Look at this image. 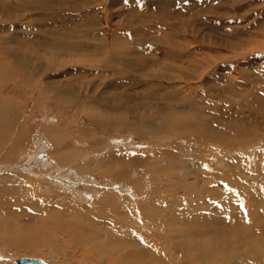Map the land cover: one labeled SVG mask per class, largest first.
<instances>
[{
	"label": "rangeland",
	"instance_id": "rangeland-1",
	"mask_svg": "<svg viewBox=\"0 0 264 264\" xmlns=\"http://www.w3.org/2000/svg\"><path fill=\"white\" fill-rule=\"evenodd\" d=\"M81 1H84V6L86 5L81 9H73V7L79 6L82 2L69 0V6L66 5L62 10L75 15V19L82 16L84 18H80L84 20L83 22L90 21L89 38H84L82 31L80 33L77 30L78 27L56 19L57 12L53 13L50 10L54 7L53 3L56 0H0V25H4L0 27L2 30L8 29L9 26L15 29L14 31L9 28L11 30L3 32L0 28V62L3 61L2 58H8L12 62V65H8L10 62L6 59L5 64L9 66L7 67L9 69L5 70L7 75H0L4 77V80L0 79V97L3 101H9L0 109L3 116L7 117L5 124L7 121L12 122L11 116L19 119L13 130L22 132L20 134L22 141L15 140V135L9 133L12 144L9 148L13 149L16 146L15 143L21 144V142L25 146V141L30 139L28 150L25 151L30 155H24L21 162L32 164L34 156L38 157L39 154L46 162L50 161L48 164L52 165L50 166L52 169L46 170L47 173L50 172L46 175L50 176L57 175L51 170H58L55 159L58 160L61 155L67 154V161L73 160L72 156L76 157V161L74 160L76 163L73 161L72 165L81 166L82 157L89 155L88 161H91L98 153L99 158L102 159L103 154L108 152V156H113L114 159L112 157L109 164H101L100 168L96 165L92 166L91 170L107 171L117 165L116 167L127 172L126 177L130 179L132 177L136 181L133 188L136 199L132 201L135 205L137 204L138 210L151 198L152 188L148 186L149 181L158 182L159 179H156V176L160 177L159 175L162 174L160 173L162 171L158 170H166L168 176L164 179H168L167 183L161 184L164 188L157 185L163 192L157 200L164 204L160 218L178 224L175 228L178 229V233L182 229L183 233L192 235L201 231H216L217 226L211 219L200 218L199 213L202 211V213H208L207 215L214 221L218 219L219 222L225 219L228 221L229 224L226 225L223 234L235 228L244 229L250 225L252 230H259L258 237L264 239V227L262 228L264 204L261 199L263 197H260L262 200L260 202L261 200H257L252 194L256 188L252 187L251 190L248 188L251 181L264 190V0ZM14 2L24 5L36 4L40 8L46 5L49 9L18 12V9L12 6ZM96 24H98L97 30ZM94 30L96 31L93 32ZM3 38L8 42H2L5 41ZM55 41H59L61 47L64 46L63 50L67 44L72 47V44L76 45L75 51L72 47L67 48L70 54L69 61L64 59L66 56H63L64 58L53 56L57 53ZM5 50L8 54L3 53L6 52ZM15 53H21V57L24 58ZM52 57L58 60L54 63L60 64V67L57 66L56 70L50 72L46 66L49 61H52ZM31 58L34 62L30 65ZM22 62H25L24 66ZM18 65H22L25 74L33 76L34 84H39L40 87L48 85L50 90L42 93L22 83L20 73L18 74V71L14 73ZM27 65L30 66V71L33 70L31 73ZM36 66L45 68L43 76L42 70L37 71ZM13 76L20 81L13 79ZM55 86L63 89V92L71 91L69 97L59 96L64 101L63 105L55 103L56 98L51 93ZM167 125H169V134L166 132L165 138L162 130ZM47 126L51 129L45 128ZM119 128L120 131H118ZM179 141L182 145L178 144ZM1 148L2 146L0 151ZM98 150H102L103 154ZM51 152L50 157L48 154ZM157 153H175L176 155L175 159L168 163L163 157L160 160L159 156L154 158L153 156ZM31 154L34 155L33 158ZM150 156L153 159H150ZM15 159L16 157H11L10 162ZM21 162L15 168L20 167L19 169L30 173L37 172L40 175L46 173L42 170L31 171ZM0 163L3 162L0 161ZM179 164L183 168L185 166V169L175 170ZM190 172L197 174L188 175L187 181L197 186L196 188L203 194L199 193V197L197 192L187 193L186 190L176 188L175 183L171 182L177 174L179 176ZM62 174L65 172L60 176ZM27 175L29 174H26L28 179L30 175ZM48 178L50 180V177L45 180L49 181ZM32 179L35 178L31 176L28 179L30 183H34ZM249 179V182L246 181ZM87 181L90 180L87 179ZM49 183L51 187H54L51 180ZM90 183L97 184L95 180H91ZM111 183L107 185L110 186ZM37 185L42 187L35 192L39 194L37 197L39 201L44 198L42 201L45 202L48 197L54 195V191L48 192L46 189L47 184ZM80 186L85 187L83 184ZM122 186V184L116 185L118 190ZM112 191L116 192L113 189ZM170 191L172 194L169 193ZM225 191L232 195L230 199H225L228 198L224 196ZM122 195L127 199V194ZM204 196L212 202L211 205ZM199 201L206 202L203 205ZM197 203L203 207L201 205L198 207ZM221 208L224 211L220 213L218 210ZM190 209L192 213L188 212ZM123 212L124 214L120 215H124V220L129 222L134 232H138L137 235H140L138 239L143 237L150 248L163 250L165 244L161 238L166 235V231L158 229L162 225L152 223L153 230L150 228H148L149 231L145 228L140 230L137 227L140 224L144 225L143 219H140L139 223L132 224L130 221L134 213H127L124 209ZM182 212L184 213L181 214ZM139 214L142 218L144 212L140 209ZM175 216L180 218L179 222L176 221L177 218L174 219ZM256 217L260 220L259 222L256 221ZM21 221L25 222L23 218ZM181 222L184 223L185 228L179 224ZM199 223H205V226H199ZM23 224L26 226V223ZM193 224L194 227H191ZM146 225L151 227V223ZM187 227L190 230H187ZM192 228L195 232L191 230ZM259 233L263 235L259 236ZM197 238L205 243H208V240L209 243L213 242L208 235ZM224 240L225 243L229 242L225 244ZM231 240L238 243V245L235 244L237 254L249 253L248 247L243 248L239 245L241 241L238 237L232 239L223 236V241L219 244L224 248L230 246ZM0 249L4 251V255L8 252L7 255L14 259L25 256L38 259L41 257L42 260L52 259L47 252H44L42 256L28 255L24 250L17 249L14 252L7 245L2 244ZM74 249L76 248L68 249L71 252L70 262L63 260V264H76L77 256L72 252L75 253L77 249L75 251ZM78 254L81 255L80 264H96L97 260L102 264H108L111 259L113 260V258L105 259L106 261L102 262L100 258L92 259L90 255L94 256V252L90 251H82ZM63 257L59 254L56 263L59 264L58 258ZM219 257L222 256L219 255ZM185 258L181 259L182 263H187Z\"/></svg>",
	"mask_w": 264,
	"mask_h": 264
},
{
	"label": "bare ground",
	"instance_id": "bare-ground-1",
	"mask_svg": "<svg viewBox=\"0 0 264 264\" xmlns=\"http://www.w3.org/2000/svg\"><path fill=\"white\" fill-rule=\"evenodd\" d=\"M68 1L69 0H56V2L53 3V4H55L54 7L50 8L51 12H53V13L57 12V13H55L56 19H59L60 22H63V23L68 22L71 25H74V27L75 26L78 27L79 29H77V28L76 29L79 30V32L82 31L83 37L89 38L88 32L89 31L91 32V30H90L91 28L88 27V24L90 21L83 22L84 20L83 19L81 20V18H84V17H82V16H80L81 18L77 17L75 19L74 18L75 15L65 13L66 11L62 10V9H65L66 5L69 6ZM79 1L82 3L79 6L75 5L73 7V9H81V8L86 6V5L84 6V4H85L84 1H81V0H79ZM12 6L17 8L18 12L24 11V10L25 11L26 10L32 11L33 9H37V10L39 9L40 11H45V10L49 9V8H46V5H43V8H40L36 4H31V3L24 5L22 3H15L14 2ZM26 8H28V9H26ZM99 19H98V21H99ZM90 24H92V23H90ZM0 26H4V25H0ZM5 26H7V25H5ZM97 26H98V24L95 25V28ZM9 28L14 29V27H12V26H9L8 29ZM97 28H96V30H97ZM8 29L2 30V28H1V31L4 32V31H7ZM11 29H9V30H11ZM66 30H68V29H66ZM96 30H94L93 32H95ZM14 31H15V29H14ZM5 34H6V32H5ZM63 36H65V35H63ZM3 40H5V41H2L4 43L8 42L7 39H5V38H3ZM56 42H57V44H56ZM2 45H7V44L2 43ZM54 45L57 48V53L56 54L54 53L53 56H55V57L57 56L60 58L61 57L64 58L63 56H66V58H64V59H66V60L68 59V61H69L70 54H69L67 48L68 47L71 48L72 46H69V44H67L66 48L63 50L62 47L64 48V46L61 47L60 46L61 43H59V41H55ZM72 45H73L72 50L75 51L74 48L76 45L75 44H72ZM5 51L6 52H3V53L8 54V51L7 50H5ZM16 52H19V51H16ZM16 54H18V53H15V55ZM20 54H18V55H20ZM21 55L19 57H21ZM21 58H24V57H21ZM26 58H28V57H26ZM2 59H3V61H1L2 63L0 62V75H7L5 70H8L9 68H7V67H9V66H6V64H5L6 59L10 62V63H8V65H12L11 64L12 62L8 58H6V59L2 58ZM51 60L52 61H49L47 66H46V68H48L50 70V72L56 70L55 68H58L57 66L60 67V64L57 65V63H54V62H58V60H54V57H52ZM25 62H26V60H25ZM33 62H34V60L31 58V61L29 62V64L31 65V63H33ZM24 63L22 62L23 66H24ZM28 66L29 65H27L26 67H28ZM22 68H23L22 65L21 66L18 65V67H16V69L14 70V73H16L18 71V74L20 73V75L22 76V78H21V79H23L22 83H25V85L29 86L30 89L33 88L34 91L39 90L42 93H46L48 90H50V87L48 85H45L44 87H40L39 84L38 85L34 84L33 83V81H34L33 76L32 75L28 76L27 71H26L27 74H25L24 73L25 71L23 72L24 69H22ZM37 68H38L37 71L42 70V76H43V74H45V72L43 71V70H45V68H43L42 66L37 67ZM20 70H21V72H20ZM28 70L30 71V66H29ZM31 71H33V70L31 69ZM31 71H30V73H31ZM14 77L15 76H13L12 78L20 81L18 78H16V77L14 78ZM0 79L4 80V77L0 76ZM45 88H47V89H45ZM52 88H54V87H52ZM51 93H53L54 97L56 98L55 103L59 104V105L60 104L63 105L64 101L62 100V98H59V96L69 97L68 95L71 93V91L70 92H68V91L63 92V89H59L58 87L56 88V86H55V88L53 90H51ZM1 100H2V98L0 99V101ZM38 102H40V100ZM44 102H45V100H44ZM4 103L8 104L9 101H3L2 100L0 102V107L4 106L5 105ZM46 103H47V100H46ZM73 103H74V101H73ZM40 104H41V102H40ZM75 106L77 107V105H75ZM62 108H63V106H62ZM73 108H75V107H73ZM166 116H168V115H166ZM6 118H7L6 115L3 116V113L0 109V147L2 146L1 151H0V161L3 162V163H0V166H1L0 167V173H2V174H0V244L7 245L8 248L13 250V251L17 250V249L19 251L24 250L25 252H27L28 255L31 254V255H36V256L37 255L42 256V254L44 252L45 253L47 252L48 256L50 258L52 257L51 260H45V259L43 260L47 264H57L56 262H57V257L59 256V254L64 256L62 259L58 258L60 260L59 264H63V260L70 262L71 256H69V254L71 255V252H69L70 250H68V249H71L72 247H75L77 249V250L74 249V251L76 250L75 253L72 252L73 255L78 257V259H77V257L74 256L76 264H80V262H81V259L79 258V257H81V255L78 253H80L82 251L94 252V256L91 254L90 257L92 259H97V258L99 259L100 258V260L102 259V262L105 259L110 260L111 258H113V260L111 259L108 264H264V242H262V241H264V239L263 238H262L263 240L260 239V237H258L259 230H255V231L252 230L250 228L251 227L250 225L247 226L248 229L245 227H244V229L235 228L233 231L223 234L222 232L226 229V227H227L226 225L229 224L228 221L226 219L224 221L221 220V222H219L220 221L219 219L217 221H214L211 217H209L207 215L208 213H202V211H201V213L197 212L200 214V218L201 219H211L212 223L216 224L215 226H217V229L214 232L213 231L212 232H210V231L198 232L197 231L198 233H196L195 235H192V234H188V233H186V234L183 233L182 232L183 229L181 227L180 228L182 229V231L180 233H178L177 232L178 229H175L178 227V224L172 222L171 220H170L171 221L170 222V221H166V219L160 218L162 216V209L164 210V208L162 206L164 204H161L157 200H159L158 197L163 192H162V190L161 191L159 190V188H158L159 186L157 187V185L167 183L168 179L167 178L164 179V177L168 176L166 173L167 172L166 170H162V169L158 170V171H162V172H160V173H162L161 175H159L160 177L156 176V179L158 178L159 179L158 182H160V183H158V182L154 183L152 181H149L148 186H150L152 188L151 189L152 194H151L150 200L146 204H142L140 206L139 210L141 209L144 212L143 217L140 218V215L142 213L139 214V210L136 207L137 204L135 205V203L132 201V200L136 199V197L134 196V190H133L136 181L133 180L132 177H131V179L127 178L126 177L127 172H124V170H121L122 168L119 169V167H116L117 165L113 169H110V170L107 169V171H104V169L103 170L100 169L98 171L91 170L92 166L96 165V166H99V168H100V166H102L101 164H103V163L106 164V163L110 162L109 160L113 156L112 157L108 156V154H107L108 152L104 153V154H106V155H104L102 153V150H100L101 153L103 154V158L101 157L102 159H100L99 158L100 155L97 153L93 156L94 159H91V161H88V159L90 158V157H88L89 155H87V157L86 156L82 157L80 155V157H82V159H83V160H80V161H82L81 166H73L72 165V163L76 157L74 158L72 156L73 160H71V161H67V154L63 155V156L62 155L59 156L58 160L55 157L56 158L55 161L57 162V164H55V165H56V167L58 165V167H57L58 170L54 169V170H51V172L56 173L57 175H55V174H54V176L46 175V174L50 173V172L47 173L46 170L48 168L52 169L50 167L52 165H49L48 163L50 161L46 162V160L43 157H40L37 152L36 153L38 154V157L33 155L34 156V158H33V156H32L33 153L31 154V157L33 158L34 163L32 162V164H31L29 162L30 164L29 163L25 164L26 162L25 163L21 162V159L23 160L24 155H30L29 152H25L28 150L27 148L29 147L28 144H30V141H29L30 139H27V142L25 141V144H24L25 146H23V143L21 142L22 146L19 147V145H21V144L18 143L19 144L18 145L17 143H15L16 146L15 147L13 146L14 150L12 148H9V147H12L10 135L13 133L15 135V140L18 139L17 141H19L22 138L20 136V134L22 132H20L18 130H17V132L14 131L15 130L14 126L18 123L19 119H15L13 116H11L12 122L9 123L7 121L5 124V120H7ZM8 120H9V113H8ZM171 121H173V120H171ZM20 123H21V121H20ZM94 123H95V121H94ZM103 123L104 122L102 121V124ZM160 125L162 126V124H160ZM18 126H19V124H18ZM101 127H102V125H101ZM168 127H169V125H167V127L164 129L162 128L163 129L162 130L163 136L166 134V132H167V134H169ZM45 128L48 129L50 127L47 126ZM120 128H122V127H120ZM120 128L118 131H120ZM138 129H137V131H138ZM170 130H174V129H170ZM160 132H161V129H160ZM9 133H10V135H9ZM164 137L166 138L167 136H164ZM170 140H171V138H170ZM21 141H22V139H21ZM178 144H181L180 141ZM102 145H105V144H102ZM77 146H78V144H77ZM16 147H18V149ZM58 147H59V145H58ZM165 148H167V147H165ZM38 149H40V147ZM63 149H61V150L64 151ZM101 149H103L102 146H101ZM163 149H164V147H163ZM175 149H176V147L174 148V150ZM100 151H99V153H100ZM106 151H107V149H106ZM51 154H52V152L48 155H50V157H51ZM175 155H176L175 153H172V154L171 153L170 154H168V153H163V154L157 153L153 157L156 158L157 156H159L158 157L159 160L161 159V157H163V158H165V162L170 163L172 159H175ZM10 156L12 158L16 157V159L12 160V162H10V158H11ZM76 156H78V155H76ZM31 157H30V159H32ZM153 157H151L150 159H153ZM25 159H24V161H25ZM112 159H114V157ZM20 162L25 164L27 169H30L31 171L33 169L35 171H41L42 170V171H46V173H45V175H40L37 172H35V173L31 172L30 173L29 171H26V170L24 171L22 169H19L20 167L15 168L16 166H18V164ZM87 162H88V164H86ZM113 162H115V160ZM113 162H112V164H113ZM83 163H85V164H83ZM230 164H231V162H230ZM60 165H62V166L59 168ZM201 165H202V163H201ZM152 166H154V165H152ZM104 168H106V167L104 166ZM125 168H123V169H125ZM181 169H185V166L183 168L179 164L175 170H181ZM20 170L23 172H21ZM151 170L155 171L153 169H151ZM158 171L156 170L155 172H158ZM63 172H65V174H62L60 176V174ZM88 172H91V173H88ZM26 174L30 175L29 178H31V176L33 178H35V179H32L34 181V183H30L31 181L28 180L29 178L27 179ZM178 174H177V177H175L172 181L170 180L171 182L175 183L176 188L186 190L187 193H190L191 191H195V192H197V196L199 197L200 196L199 193H201V192H199V189L196 188L197 186L195 187L194 184H190L187 181L188 175H197V174L192 173V172H190L188 174L186 173L187 175L185 174V175H179L178 176ZM29 175H27V176H29ZM41 176H43L45 178L50 177V180L53 182L52 185L54 187H51V185L49 183V181H50L49 178H48L49 181H47V180H45V178H43ZM175 176H176V174H175ZM43 179H44V181H42ZM87 179L90 181L95 180L97 183L96 185H99V187H96V185L94 183H90V181L88 182ZM246 181L249 182L250 179L246 180ZM110 182H112L110 184V186L107 185ZM210 182H211V180H210ZM241 183H244V182H241ZM249 183H250L249 187H248L249 190H251L252 187L256 188L255 189L256 191L252 192L253 196H255V198L257 200L263 199V204H264V190L261 189L260 187H257L255 182L250 181ZM37 184H41V185L47 184L46 189L48 190V192L54 191L53 192L54 195L51 197H48V199H46L45 202L42 201V200H44V198L41 201H39L37 198L39 194H36L35 192L40 190L42 187L41 188L38 187L39 185H37ZM82 184L85 185L86 188L81 187L80 185H82ZM117 184H122L123 186L120 187V189L118 190L116 187ZM33 185L36 187H32ZM170 185H171V183H170ZM148 186H146V188H148ZM161 186H163V185H161ZM55 188H58V189H55ZM163 188H164V186H163ZM112 189L115 190L116 192H113ZM242 189H243V187H242ZM166 190H168V189H166ZM56 191L57 192L59 191V193H56ZM228 191H230V190H228ZM228 191H227V193H226V191L224 192V196L228 197L225 199H230L231 198L230 196H232L230 193H228ZM157 192H160V193H157ZM166 193L168 196V192H166ZM169 193H171V191ZM122 194H125V195L127 194V199ZM175 194H177V193L175 192ZM212 194H213V192H212ZM161 196H163V195H161ZM193 196H194V194H193ZM177 197H178V194H177ZM260 197H263V198L260 199ZM190 198H192V197H190ZM205 199H206V201L209 200V199L207 200L206 197H205ZM199 200H200V198H199ZM202 200H203V198H202ZM169 201H170V199L167 202L166 201L165 202L167 204H169L168 203ZM206 201H204L203 203L200 201L199 202L204 205ZM208 202H207V204H208ZM260 202H262V200ZM190 203H192V202H190ZM210 203H212V202H209V204ZM215 203H217V202H215ZM215 203H213V204H215ZM207 204H206V206L208 207ZM213 204H212V206H215ZM180 205H182V204H180ZM197 205H198V203H197ZM199 205H201V204H199ZM199 205H198V207H199ZM210 205H209V207H210ZM168 206H170V205H168ZM218 206H220V205H218ZM201 207H203V206L201 205ZM181 208H179V209H181ZM185 208H186L185 210H187V207H185ZM123 209L127 213H134V216H131L132 220L130 221L132 224L139 223L141 221L140 219H143L144 225L140 224V226L137 227V228H140V230L142 228L147 229V231H149L150 229L153 230L152 223L158 224V226L162 225L158 229H160V231L161 230L166 231L165 232L166 235L163 236L162 238L160 236H158V237H160L162 239L163 243L165 244V246L162 244L164 246V248H163L164 251L162 250L163 252L158 251L159 249L156 250L157 248L154 249L153 246H152L153 249L150 248L149 245L146 244V241L143 239V237H141V239H138V236H140V235H137L138 232H134L131 229L129 222L127 220H124V215H120V214H124ZM193 211H195V210H193ZM218 211H220V213H221V211H224V209L221 208ZM261 211H259V212H261ZM167 212H168V210H167ZM188 212L192 213L191 209ZM226 212L228 213L229 211H226ZM249 212H251V211H249ZM2 213H4L5 216ZM183 213L184 212H182L181 214H183ZM164 214L166 216V212ZM249 214H251V213H249ZM32 215H33V217H32ZM253 215H255V214H253ZM6 216H7V218H6ZM178 216H181V215H178ZM188 217H187V213H186V218H188ZM228 217H231V216H228ZM257 217H256V221L259 222L260 221L258 219L259 217L258 218ZM22 218L25 222L21 221ZM175 218H177V217L175 216L174 219ZM178 219H180V218H177L176 221H178ZM183 219H185L184 215H183ZM192 219H194V218L192 217ZM185 221H186V219H185ZM187 222H189V221L187 220ZM23 223H26V226L27 225L28 226L26 227L25 224H23ZM146 223H151V227L147 226ZM179 224L182 225V227H184V223L181 222ZM198 225L199 226L200 225L205 226V223H199ZM28 227H30V228H28ZM191 227H194V224ZM263 227L264 226H262V228ZM148 228H150V229H148ZM187 230H190V228H188ZM187 230H185V231H187ZM191 230L194 231V228H192ZM207 235L209 236L210 239H212V241H213V242L211 241L212 243H209V240H208V243H205L204 241H201V240H199V238H197L199 236H200V238L201 237L204 238ZM260 235H263V234L259 233V236ZM141 236H142V234H141ZM223 236L229 237L232 239L235 237L240 238V241L242 244L240 243L239 245L243 248L248 247L249 253L248 254L242 253V255L237 254L235 244L238 245V243H237V241H233V240L230 241V243H231L230 246L222 248L219 243H222ZM241 238H243V240ZM183 239L185 242L183 241ZM194 240H196V241H194ZM197 240H199V242H197ZM151 242H153V241H151ZM216 242H218V243H216ZM228 242L229 241H227V243ZM224 243H225V240H224ZM227 243H225V244H227ZM85 246H87L86 247L87 250L85 249ZM0 250H1L0 251V264H16V260H18V259H14L13 257L8 256L7 255L8 252H6V255H4V251H2V249H0ZM9 253H11V252H9ZM190 255H193L194 257L190 258L189 257ZM219 255H221L222 257H219ZM185 256H187V258H185ZM183 257L185 259H187L186 260L187 263H182L181 259ZM27 258H33V256L27 257ZM34 259H38V258H34ZM40 259H41V257H40ZM95 262H96V264H102L101 261H99V260H97ZM71 264H73V263H71ZM104 264H107V263H104Z\"/></svg>",
	"mask_w": 264,
	"mask_h": 264
},
{
	"label": "water",
	"instance_id": "water-1",
	"mask_svg": "<svg viewBox=\"0 0 264 264\" xmlns=\"http://www.w3.org/2000/svg\"><path fill=\"white\" fill-rule=\"evenodd\" d=\"M16 264H47V263L41 259L24 257L16 260Z\"/></svg>",
	"mask_w": 264,
	"mask_h": 264
}]
</instances>
